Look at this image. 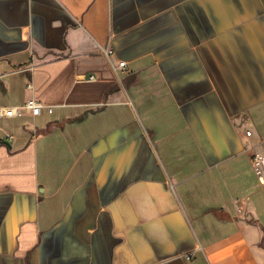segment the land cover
<instances>
[{
	"label": "crops",
	"instance_id": "obj_1",
	"mask_svg": "<svg viewBox=\"0 0 264 264\" xmlns=\"http://www.w3.org/2000/svg\"><path fill=\"white\" fill-rule=\"evenodd\" d=\"M32 98L0 264H264V0H0V106Z\"/></svg>",
	"mask_w": 264,
	"mask_h": 264
},
{
	"label": "built area",
	"instance_id": "obj_2",
	"mask_svg": "<svg viewBox=\"0 0 264 264\" xmlns=\"http://www.w3.org/2000/svg\"><path fill=\"white\" fill-rule=\"evenodd\" d=\"M111 53V52H108ZM127 66V62L125 60H122L119 62V67L125 68ZM44 108V105L41 104L39 101H37L35 98L29 99L23 104L20 105H2L0 106V117H19L23 116L25 113H31L34 116H38L41 114L42 110ZM48 111L53 112V107L48 106ZM2 129V128H1ZM250 131L248 130L246 132L247 135H250ZM6 135L8 139H12L13 136L6 132ZM263 164V158H261L259 155H254V167L258 174L262 173L261 166Z\"/></svg>",
	"mask_w": 264,
	"mask_h": 264
},
{
	"label": "water",
	"instance_id": "obj_3",
	"mask_svg": "<svg viewBox=\"0 0 264 264\" xmlns=\"http://www.w3.org/2000/svg\"><path fill=\"white\" fill-rule=\"evenodd\" d=\"M0 141H1V142H4V143H6V144H10V142H9L8 140L3 139V138H0Z\"/></svg>",
	"mask_w": 264,
	"mask_h": 264
}]
</instances>
